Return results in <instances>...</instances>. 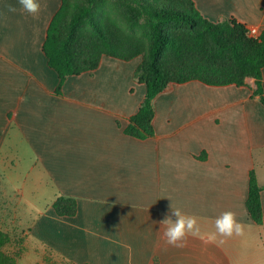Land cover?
Here are the masks:
<instances>
[{
    "label": "crops",
    "instance_id": "obj_1",
    "mask_svg": "<svg viewBox=\"0 0 264 264\" xmlns=\"http://www.w3.org/2000/svg\"><path fill=\"white\" fill-rule=\"evenodd\" d=\"M193 1L212 22L264 31V0ZM39 2L33 16L18 0H0V229L24 230L68 264H264V105L255 80L172 83L153 101L154 137L129 136L146 93L135 79L142 58L103 56L56 94L43 45L62 0ZM251 171L262 188L261 225L246 206ZM59 196L76 199L75 216L55 213ZM171 202L197 216L202 234L234 211L245 236L166 245L159 221ZM18 262L45 263L29 252Z\"/></svg>",
    "mask_w": 264,
    "mask_h": 264
},
{
    "label": "trees",
    "instance_id": "obj_2",
    "mask_svg": "<svg viewBox=\"0 0 264 264\" xmlns=\"http://www.w3.org/2000/svg\"><path fill=\"white\" fill-rule=\"evenodd\" d=\"M43 52L58 75L59 95L67 77L97 69L103 56L124 61L141 57L135 79L145 85L146 93L124 129L141 140L154 137L153 101L172 83L240 87L253 78L264 105V31L251 35L233 18L212 22L193 0H62ZM261 191L251 171L246 206L258 225L263 224ZM53 209L60 217H72L77 201L59 196ZM9 241L0 229V264H19L4 250Z\"/></svg>",
    "mask_w": 264,
    "mask_h": 264
},
{
    "label": "clouds",
    "instance_id": "obj_3",
    "mask_svg": "<svg viewBox=\"0 0 264 264\" xmlns=\"http://www.w3.org/2000/svg\"><path fill=\"white\" fill-rule=\"evenodd\" d=\"M18 2L25 12L33 16H36L41 10L39 0H18ZM7 10L15 12L17 9L12 5H7ZM159 224L165 244L176 248L185 247L190 236L204 238L208 243L223 245L229 239L245 236L246 227L234 211L228 210L215 218L214 231L202 234L197 216L186 214L181 207L172 202Z\"/></svg>",
    "mask_w": 264,
    "mask_h": 264
},
{
    "label": "rangeland",
    "instance_id": "obj_4",
    "mask_svg": "<svg viewBox=\"0 0 264 264\" xmlns=\"http://www.w3.org/2000/svg\"><path fill=\"white\" fill-rule=\"evenodd\" d=\"M9 227H12L13 230H11V228L10 230L1 229L3 232H6L10 237V241L5 246L4 250L7 254L13 256L17 262L19 253L24 254L25 252H29L32 256H37L38 259L40 258L41 260L43 259L45 261L44 264H68L55 258V260H53V258H51L48 253H44L42 249H39L37 246H33V244L31 245L24 230L18 227L16 228L12 224Z\"/></svg>",
    "mask_w": 264,
    "mask_h": 264
},
{
    "label": "built area",
    "instance_id": "obj_5",
    "mask_svg": "<svg viewBox=\"0 0 264 264\" xmlns=\"http://www.w3.org/2000/svg\"><path fill=\"white\" fill-rule=\"evenodd\" d=\"M249 31H250L251 35L255 36L257 34V29L256 28H251V29H249Z\"/></svg>",
    "mask_w": 264,
    "mask_h": 264
}]
</instances>
